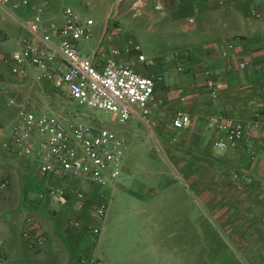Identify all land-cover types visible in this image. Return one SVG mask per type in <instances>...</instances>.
Masks as SVG:
<instances>
[{"label": "crops", "instance_id": "crops-1", "mask_svg": "<svg viewBox=\"0 0 264 264\" xmlns=\"http://www.w3.org/2000/svg\"><path fill=\"white\" fill-rule=\"evenodd\" d=\"M138 1L145 7L135 17L132 5ZM33 2L46 3L42 14L45 24L62 25L66 7L94 20L93 38L77 42L76 47L100 71L111 61L121 65L135 63L141 73L161 74L163 81L157 84L149 105L153 124L147 123L136 109L127 122L121 123L115 115L81 106L70 97L66 86L58 88L43 76L47 70L62 74L67 71L60 57L38 68L25 64V75L12 73L4 59L11 58L18 41L38 40L22 24L30 15L28 8L11 11L0 6L2 123L14 127L20 109L24 108L37 115L53 114L65 125L79 121L96 130L109 129L126 142L120 178L111 185L95 186L86 178L62 179L55 173L42 174L36 155L20 157L10 151L13 128L10 136L0 135V182H9L8 189L0 191V239L4 240L6 259L2 264H121L118 255L110 249L114 246L111 232L116 229L118 213L120 220L122 206L130 203L140 209L143 204L151 207L146 217L141 210L142 220L133 219L137 225L144 221L150 226L137 227L139 231L135 235L140 245L133 251L134 257L127 260L129 254L124 256L126 261L158 264L165 256L174 259L175 245L161 238L163 234L154 227L156 218L160 222L166 220L162 207L167 200H181L185 204L200 200L212 213L213 219L207 215L208 220L219 222L215 225L218 232L231 236L238 251L244 253L241 261L264 264V258L261 259L264 254V69L261 68L264 0H226L224 7L219 6L218 0H123L120 4L118 0ZM157 5H162L163 11L156 10ZM253 8L257 9L258 17L251 15ZM191 18L194 21L190 23ZM118 27L123 29L121 33L116 31ZM233 40L237 41L235 49L228 58H223L222 49ZM57 42L55 39L54 43ZM133 42L141 45L147 57L160 59L156 60V66L146 68L137 63L133 52L113 55V50ZM168 45H183L189 52L185 56L180 52L168 55L165 50ZM157 48L161 56L155 58L153 50ZM184 57L188 59L185 61ZM241 61L249 63L243 71L237 68ZM176 63L182 65L181 71L176 69ZM203 65L213 71L219 93L217 100H212L204 87ZM178 87L184 89V102L176 93ZM180 110L190 114L191 125L187 129L173 126V117ZM219 116L228 125L239 120L245 124L252 140L247 152H241L229 138L227 150L215 147L217 140L227 136L210 130L207 123ZM40 141L34 132L37 148ZM252 152L257 155L256 161L250 159ZM51 188L60 190L59 203L52 202L47 195ZM41 194H45L42 199ZM78 194L83 195L80 206ZM104 200H110V211L108 218L101 221L94 217L91 208ZM26 217H32L36 231L45 236V244L39 250L31 249L22 238ZM167 221L170 227L171 219ZM94 228L100 230L99 236L93 234ZM124 238L127 241L122 239L124 247L130 246L128 234ZM216 250L219 258L218 250L223 249ZM231 260L242 264L237 257L231 256Z\"/></svg>", "mask_w": 264, "mask_h": 264}, {"label": "built area", "instance_id": "built-area-1", "mask_svg": "<svg viewBox=\"0 0 264 264\" xmlns=\"http://www.w3.org/2000/svg\"><path fill=\"white\" fill-rule=\"evenodd\" d=\"M123 0H118V4ZM220 7L226 5V0H218ZM0 6L11 11L25 7L30 11L28 18L23 20V26L27 32L38 41L20 39L18 48L11 58L4 59L5 64L11 67L13 74L25 75L24 65L30 63L38 68L44 66L47 61L60 57L67 65V71L62 74L56 70H47L43 76L60 88L67 87L70 97L79 105L91 110L103 111L118 117L121 123L127 122L136 109L146 122L153 124L149 119L151 114L150 103L154 100L157 84L163 81L161 74L145 75L136 69V64L121 65L114 61L108 63L104 70L100 71L93 61L80 54L76 47L77 42H88L94 36L95 22L91 18H83L72 7H66L63 12L64 23L45 24L43 11L46 3L37 4L33 0H0ZM145 4L138 1L132 5L133 15H140ZM156 10L163 11L162 5H157ZM251 15L258 17L257 9H251ZM190 23L194 20L191 18ZM118 33L122 28L116 29ZM57 39L58 42L54 43ZM237 41H230L221 51L223 58H228L235 49ZM133 52L137 63L146 68L154 67L156 59L147 57L142 52L138 43H131L123 49L113 50L114 56ZM249 63L241 61L237 68L245 70ZM264 69V62L261 65ZM176 69L182 70V65L176 63ZM205 76L204 87L208 90L212 100L219 98L217 83L213 71L207 66H202ZM264 91V86L262 88ZM180 100L186 101L184 89H176ZM191 125V117L187 111H177L173 117V126L183 130ZM210 130L226 134V138H220L215 142V147L221 151L228 148L227 138L233 140L241 152H247L252 140L245 130L242 121H236L228 125L224 117L219 116L208 121ZM34 132L40 137V146L37 148L34 142ZM125 139L109 129L96 130L85 122L72 121L65 125L60 118L53 114L44 113L37 115L20 109L16 124L13 127L12 143L10 151L17 156L25 157L36 155L39 160V170L42 174H57L62 179L86 178L95 186L114 184L121 176L125 158ZM252 161L257 160V155L250 154ZM240 177V176H238ZM245 179H250L245 176ZM9 182H0V191L8 189ZM47 195L54 203L61 201L59 189L51 188ZM41 199L45 194L39 196ZM83 195L78 194L77 205H81ZM95 218L105 221L110 211V200L97 202L92 206ZM26 229L22 238L31 249L39 250L45 244L43 237L36 231V222L32 217L25 219ZM75 226H78L75 223ZM93 234H101L98 228H94ZM4 240L0 239V264L5 262L3 253Z\"/></svg>", "mask_w": 264, "mask_h": 264}, {"label": "rangeland", "instance_id": "rangeland-1", "mask_svg": "<svg viewBox=\"0 0 264 264\" xmlns=\"http://www.w3.org/2000/svg\"><path fill=\"white\" fill-rule=\"evenodd\" d=\"M165 48V50L167 51L166 54L168 55H171L175 52H180L181 54L185 53V56L187 52H189L188 48L183 45H168L165 46ZM153 51V56H155V58L161 56L160 53L157 52L158 48L154 49ZM187 56H189V54ZM184 58L185 61L188 59L186 57ZM12 128L13 125L4 124L0 120V135L10 136V134L12 133ZM9 157L14 159L12 156ZM122 207L123 208L120 220V214L118 213L115 219L117 223L116 229L115 231L111 232V234L113 235L112 243L114 246L110 249L113 254L118 255L116 256L117 261H120L121 264H130V262L128 263V261H126L124 256H127V254H129L127 259L129 260L130 256L134 257V255H136L133 253V251H135L140 244L137 243L135 232L139 231L138 229L150 226V224H146V222L144 221H140L139 225H137L136 223H133V219L137 217L138 221L140 218L142 220V217L140 215L141 210H144L143 213L146 217L147 211H149L151 207L147 204H143L141 205L140 209V206L132 205L131 203L129 204V206L126 205V207ZM163 209L164 212H162V216L164 215L163 217H166V220L160 222L159 218H156L154 227L155 230L158 229V231H161V233L163 234V237L161 238L170 240V245H175L176 253L172 254L174 259H168L166 258L168 256H165L162 261H158V264H236L232 263L231 256L237 257L240 261L242 260L241 257L245 258L244 253L238 251L236 245L233 243V239L231 236H229L226 232H218L219 227H216L215 225H218L219 222L208 220V218L206 217L207 215H210L211 219H213L212 213L204 206V204L200 200H190V202L187 204H185L181 200H167L165 205H163L162 207V210ZM160 213L161 211L159 212V214ZM173 215H175L174 220H172ZM167 219H171L170 227L168 225ZM209 223L211 224V226H209ZM138 226L139 228L137 229ZM126 234H128L129 236L131 245H125L124 247L122 239L127 242L124 238ZM219 235L221 238L219 237ZM216 248L223 249L222 252L218 250L219 258L216 257ZM163 250H165V248H163ZM120 256L122 258H120ZM149 258L151 259V257ZM263 258L264 254L261 255V259ZM241 263L250 264L246 260L244 262L241 261ZM146 264L155 263L147 261Z\"/></svg>", "mask_w": 264, "mask_h": 264}]
</instances>
